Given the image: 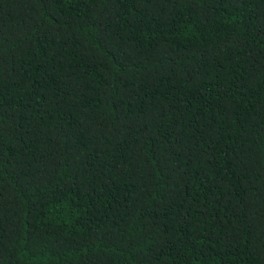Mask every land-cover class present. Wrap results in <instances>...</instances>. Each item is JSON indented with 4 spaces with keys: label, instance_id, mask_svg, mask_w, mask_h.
<instances>
[{
    "label": "trees",
    "instance_id": "trees-1",
    "mask_svg": "<svg viewBox=\"0 0 264 264\" xmlns=\"http://www.w3.org/2000/svg\"><path fill=\"white\" fill-rule=\"evenodd\" d=\"M0 264H264V0H0Z\"/></svg>",
    "mask_w": 264,
    "mask_h": 264
}]
</instances>
